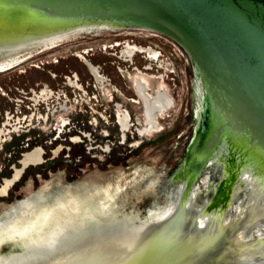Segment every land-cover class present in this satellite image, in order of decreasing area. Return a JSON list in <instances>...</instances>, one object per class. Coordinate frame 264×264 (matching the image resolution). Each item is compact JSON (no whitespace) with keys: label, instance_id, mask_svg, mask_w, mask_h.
Returning a JSON list of instances; mask_svg holds the SVG:
<instances>
[{"label":"water","instance_id":"95a60500","mask_svg":"<svg viewBox=\"0 0 264 264\" xmlns=\"http://www.w3.org/2000/svg\"><path fill=\"white\" fill-rule=\"evenodd\" d=\"M135 37L181 83L128 168L43 180L0 220V264H264V0H0V73Z\"/></svg>","mask_w":264,"mask_h":264},{"label":"rangeland","instance_id":"374dc122","mask_svg":"<svg viewBox=\"0 0 264 264\" xmlns=\"http://www.w3.org/2000/svg\"><path fill=\"white\" fill-rule=\"evenodd\" d=\"M123 42L150 48L157 57L138 52L122 57ZM135 80L144 84L145 94L161 90L172 102L156 118L158 130L146 135L137 132L143 117ZM180 108L176 69L147 39L107 37L68 45L0 73V190L22 170L0 195V220L43 180L72 183L128 168L169 132ZM118 113L127 115V129L119 127ZM37 148L41 163L23 169V155Z\"/></svg>","mask_w":264,"mask_h":264},{"label":"flooded vegetation","instance_id":"af4514ba","mask_svg":"<svg viewBox=\"0 0 264 264\" xmlns=\"http://www.w3.org/2000/svg\"><path fill=\"white\" fill-rule=\"evenodd\" d=\"M123 48L120 51L122 57L129 56L133 54V52H138L140 54L145 55L148 59H155L157 57L156 53H154L150 48L147 47H137L130 46L128 43H122ZM127 58V57H126ZM89 71L96 77V71L90 65H87ZM134 91L137 97L140 99L142 104V117H143V125L137 129L139 135H146L151 132H156L158 130V125L156 122V118L163 115L171 106L172 102L170 98L163 91H157L153 94H145L146 89L144 88V84L135 80ZM117 122L119 127L124 130L127 129V115L126 114H117ZM41 151L40 149H34L31 152H28L23 155L21 164L23 169L27 166H34L41 163ZM22 171V170H21ZM21 171L16 172L13 182H15ZM13 182H6V185L3 189L0 190V195H5L8 188L13 184Z\"/></svg>","mask_w":264,"mask_h":264},{"label":"bare ground","instance_id":"6f19581e","mask_svg":"<svg viewBox=\"0 0 264 264\" xmlns=\"http://www.w3.org/2000/svg\"><path fill=\"white\" fill-rule=\"evenodd\" d=\"M35 102H36V101H35ZM0 133H1V132H0ZM1 135H2V134H1ZM55 181H56V180H55ZM12 208H13V207H12ZM12 208H11V209H12Z\"/></svg>","mask_w":264,"mask_h":264}]
</instances>
